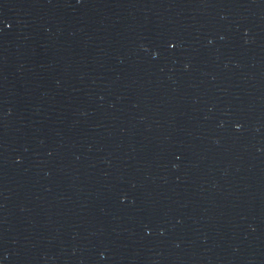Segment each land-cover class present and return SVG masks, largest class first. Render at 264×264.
<instances>
[{
  "label": "water",
  "instance_id": "obj_1",
  "mask_svg": "<svg viewBox=\"0 0 264 264\" xmlns=\"http://www.w3.org/2000/svg\"><path fill=\"white\" fill-rule=\"evenodd\" d=\"M0 264H264V0H0Z\"/></svg>",
  "mask_w": 264,
  "mask_h": 264
}]
</instances>
